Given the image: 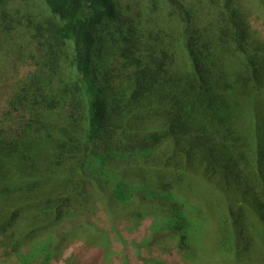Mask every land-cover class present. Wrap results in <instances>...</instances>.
Here are the masks:
<instances>
[{
    "label": "trees",
    "instance_id": "obj_1",
    "mask_svg": "<svg viewBox=\"0 0 264 264\" xmlns=\"http://www.w3.org/2000/svg\"><path fill=\"white\" fill-rule=\"evenodd\" d=\"M159 1L170 32L144 24L157 0L144 21L115 0H0V48L26 70L2 123L21 118L0 123V264H46L63 223L66 263L111 264L110 231L146 216L174 264H264V40L240 0Z\"/></svg>",
    "mask_w": 264,
    "mask_h": 264
},
{
    "label": "rangeland",
    "instance_id": "obj_2",
    "mask_svg": "<svg viewBox=\"0 0 264 264\" xmlns=\"http://www.w3.org/2000/svg\"><path fill=\"white\" fill-rule=\"evenodd\" d=\"M186 1H193L195 3L201 1L205 4V0ZM240 1L242 2L241 7L245 9V12L249 18V22L253 31L256 33L259 39L264 40V11L252 9L250 6H248V4L251 3V0ZM115 2L128 17L138 21H144L145 11L149 10V7L150 11H152L151 7L153 6L151 4V0H115ZM156 4L160 6V9L155 7V14L150 13L152 14L151 17L146 16V22L144 24L148 25L149 29H157V27H160L170 32L171 29H169L168 26H172V23H175V15L172 14L173 9L169 5L159 0H157ZM161 8L164 9L165 13L160 11ZM17 47L18 46H16V43H12L11 48H8V51L6 46H1L0 48V123H2L7 110V101L11 97L12 92L14 91L17 84L21 81L23 75L26 73V70H23V66L18 60L19 48ZM20 116L21 113L12 114L11 119L8 120L9 123L11 122L10 120H19L21 118ZM9 123L7 122L4 125L2 123V127L10 126ZM188 189L192 188H185L183 193L184 198L191 206L185 205V212L191 220V225L194 229H196L199 223L197 219L198 214L203 218H207V213L201 204V196L194 195L195 193L193 191H188ZM86 219L89 221L94 219L98 226L107 230L110 229V223L104 214L99 213L94 217L91 216L87 217ZM154 221L155 220L153 217L146 216L142 219V221L139 220L131 224L121 225L120 228L116 227L115 230L118 231L117 233L110 231V241L112 246L111 250L114 253L111 264H122L121 262L123 259L126 260L128 264H139V261L137 260L138 256H140L142 259H150L157 263H183L185 261L184 255L170 246H165V239L167 237L165 234L158 232L159 229L157 227H153ZM202 222L203 221H201V223ZM68 227V223H63L52 234H50L51 242L54 243L52 247L54 255L48 260L46 264H74L73 262L66 263L67 259L71 255L73 247L77 245V241L68 238L66 234ZM115 234H119L120 237L116 236ZM139 243L144 244H142V246L138 248V251H136L134 244H137L138 246ZM205 247L206 246L202 245V242L201 244L197 245L196 254L199 256V258L200 256L208 257L209 247H207L204 251L203 248ZM39 248L41 249V246H36L37 250ZM30 252L31 249L26 248L24 249L23 253L28 255ZM42 260V256H40L31 260L30 262L21 259L20 261L13 260L6 264H45L42 262ZM188 262L189 264L193 263L190 261Z\"/></svg>",
    "mask_w": 264,
    "mask_h": 264
}]
</instances>
